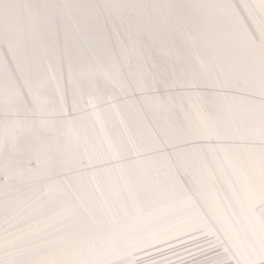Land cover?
Returning <instances> with one entry per match:
<instances>
[{"label": "snow or ice", "instance_id": "1", "mask_svg": "<svg viewBox=\"0 0 264 264\" xmlns=\"http://www.w3.org/2000/svg\"><path fill=\"white\" fill-rule=\"evenodd\" d=\"M0 264H264V0H0Z\"/></svg>", "mask_w": 264, "mask_h": 264}]
</instances>
